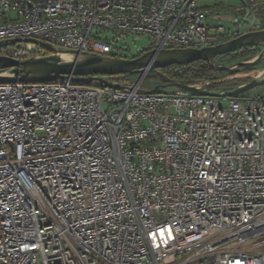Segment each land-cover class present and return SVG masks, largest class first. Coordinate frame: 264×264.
Wrapping results in <instances>:
<instances>
[{
    "label": "built area",
    "instance_id": "built-area-1",
    "mask_svg": "<svg viewBox=\"0 0 264 264\" xmlns=\"http://www.w3.org/2000/svg\"><path fill=\"white\" fill-rule=\"evenodd\" d=\"M261 30L264 0H0L19 61L50 54L27 38L134 59ZM148 72L0 84V264H264V92L145 93Z\"/></svg>",
    "mask_w": 264,
    "mask_h": 264
},
{
    "label": "water",
    "instance_id": "water-1",
    "mask_svg": "<svg viewBox=\"0 0 264 264\" xmlns=\"http://www.w3.org/2000/svg\"><path fill=\"white\" fill-rule=\"evenodd\" d=\"M19 40L2 41L0 42V48ZM25 41L39 45L50 52V54L32 57L24 61L0 55V84L16 82L26 84L45 83L60 78H70L74 83L80 85L122 89L123 86L107 80L102 75H140L145 70L154 71L174 64L186 65L197 60L211 61L218 56L226 55L248 46L262 47L263 51L253 60L238 62L233 68L225 66L215 67L235 70L241 66L247 67L256 64L264 58V30L249 32L214 46L149 51L134 59L63 49L32 38H27ZM62 53L73 55V59L69 61L63 60L61 57ZM261 83H264V75L259 76L258 74L248 82L229 87L213 85L205 88L182 82H169L158 83L152 89H142V91L152 94L234 97Z\"/></svg>",
    "mask_w": 264,
    "mask_h": 264
},
{
    "label": "trees",
    "instance_id": "trees-1",
    "mask_svg": "<svg viewBox=\"0 0 264 264\" xmlns=\"http://www.w3.org/2000/svg\"><path fill=\"white\" fill-rule=\"evenodd\" d=\"M256 47L257 46L244 47L232 53L218 57L221 59L222 65L233 64L237 60L254 57L257 54L255 50ZM245 71H248V67L246 66H241L235 70H227L214 67L211 61L197 60L186 65L174 64L158 69V80L160 81L159 83L182 82L191 84L203 81L217 83L228 76H233Z\"/></svg>",
    "mask_w": 264,
    "mask_h": 264
},
{
    "label": "rangeland",
    "instance_id": "rangeland-1",
    "mask_svg": "<svg viewBox=\"0 0 264 264\" xmlns=\"http://www.w3.org/2000/svg\"><path fill=\"white\" fill-rule=\"evenodd\" d=\"M216 4H218V2H216ZM215 9L223 11V9L221 7H215ZM220 18L222 20L217 19V20L213 21V23H215V25H220V24L229 25L232 16L230 13L222 12V17H220ZM146 43H147L146 39H143V38L140 39L139 41H133V40L129 41V45L132 49H136L137 47H139V45H145ZM255 50H256L257 54L254 57H251L249 59L246 58V59L237 60L233 64H224L223 63L224 65H222L221 59L219 57H216L214 59V62L219 66H225L228 68H233L235 66V64L238 62H246V61L253 60L257 55H259L263 51V48L262 47H256ZM247 67H248V71L240 72V73H237L233 76H228L225 79L214 84V86L229 87V86H235L237 84H242V83L250 81L251 79L256 77L258 74H260V71H262L264 69V58L261 59L258 63L247 66ZM126 75L132 80L137 79L139 76V74H126ZM158 76H159L158 69L154 70V71H149L148 75L146 76V78L142 84V88L144 90L152 89L155 85H157L160 82L158 80ZM262 92H264V83H261V84L257 85L256 87L251 88L250 90L240 94L239 96H252V95L260 94Z\"/></svg>",
    "mask_w": 264,
    "mask_h": 264
},
{
    "label": "bare ground",
    "instance_id": "bare-ground-1",
    "mask_svg": "<svg viewBox=\"0 0 264 264\" xmlns=\"http://www.w3.org/2000/svg\"><path fill=\"white\" fill-rule=\"evenodd\" d=\"M61 57L65 61H69V60H72L73 59V55L68 54V53H62L61 54ZM262 75H264V70L260 71L259 76H262Z\"/></svg>",
    "mask_w": 264,
    "mask_h": 264
}]
</instances>
